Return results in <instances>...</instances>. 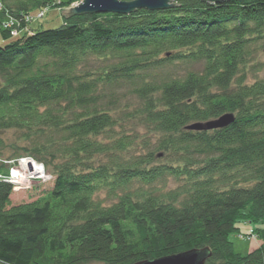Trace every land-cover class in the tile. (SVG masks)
Returning <instances> with one entry per match:
<instances>
[{"label": "trees", "instance_id": "1", "mask_svg": "<svg viewBox=\"0 0 264 264\" xmlns=\"http://www.w3.org/2000/svg\"><path fill=\"white\" fill-rule=\"evenodd\" d=\"M81 1L0 0V263L135 264L208 248L206 264H264V78L247 81L264 0H175L31 28ZM224 113L236 116L228 127L187 129ZM21 156L53 187L15 203L3 161ZM240 222L260 240L245 254L229 239Z\"/></svg>", "mask_w": 264, "mask_h": 264}, {"label": "rangeland", "instance_id": "2", "mask_svg": "<svg viewBox=\"0 0 264 264\" xmlns=\"http://www.w3.org/2000/svg\"><path fill=\"white\" fill-rule=\"evenodd\" d=\"M79 4V2H75L74 6ZM61 8L58 7H52L46 11V15L43 18L37 19L35 18L30 26L32 29H54L57 27H60L64 24V14L62 13ZM33 15H36V12H32ZM100 64V61L98 60H91L90 61V67L94 70L98 69V66ZM189 64V63H187ZM184 64L178 65L180 68L183 69L196 66L197 64L190 63L189 65ZM249 71L247 73V81L249 83H252L256 81L257 79L264 78V51L261 53H258L257 56L250 62L249 64ZM87 69H90L87 67ZM119 94H123L124 97L127 96L124 103L127 104H133L132 107L137 105V101L134 97L130 95V91L126 88V85H121V89L119 91ZM8 141L15 140L16 134L13 131H9L3 135ZM50 174L49 179L44 183H35L31 188L28 187L26 189H20L15 190L12 199L15 203L25 202V201H31L34 199H37L40 196H43L48 190H50L53 187V176ZM96 198L99 200H103L106 204H111L113 200H110L107 195L106 190H102L96 195ZM238 226L240 228L239 232H235L229 236V239L232 241L235 251L240 253H247L251 251L252 249L256 248L260 240L253 237H249L251 235V231L253 229V223H245L240 222L238 223ZM2 264V263H0ZM89 264H101V263H95L91 262Z\"/></svg>", "mask_w": 264, "mask_h": 264}, {"label": "water", "instance_id": "3", "mask_svg": "<svg viewBox=\"0 0 264 264\" xmlns=\"http://www.w3.org/2000/svg\"><path fill=\"white\" fill-rule=\"evenodd\" d=\"M175 0H82L62 13L68 17L82 13H118L129 14L136 9L151 11L165 10L173 7ZM208 2H222L225 0H206ZM1 85V83H0ZM234 113H224L218 118L206 122H195L187 126L189 130H213L225 128L235 121ZM211 256L208 248L203 250L192 249L175 255L157 258L154 260L141 261L135 264H206Z\"/></svg>", "mask_w": 264, "mask_h": 264}, {"label": "built area", "instance_id": "4", "mask_svg": "<svg viewBox=\"0 0 264 264\" xmlns=\"http://www.w3.org/2000/svg\"><path fill=\"white\" fill-rule=\"evenodd\" d=\"M43 15L44 12H41L39 17H43ZM17 31L14 30L13 34H16ZM3 162L11 166L9 174L5 178L13 184L14 191L31 188L35 183H44L50 177L45 165L30 156H21L16 159L4 160Z\"/></svg>", "mask_w": 264, "mask_h": 264}]
</instances>
